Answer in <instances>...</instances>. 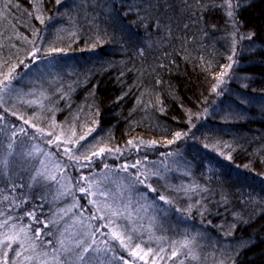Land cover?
<instances>
[{"label":"trees","instance_id":"16d2710c","mask_svg":"<svg viewBox=\"0 0 264 264\" xmlns=\"http://www.w3.org/2000/svg\"><path fill=\"white\" fill-rule=\"evenodd\" d=\"M4 92L0 264H264V0H0Z\"/></svg>","mask_w":264,"mask_h":264},{"label":"rangeland","instance_id":"374dc122","mask_svg":"<svg viewBox=\"0 0 264 264\" xmlns=\"http://www.w3.org/2000/svg\"><path fill=\"white\" fill-rule=\"evenodd\" d=\"M46 68V67H45ZM43 68L42 67H37V69L34 71H31L30 73H34L35 76H33L31 74V78H29V81H32L33 78H37V77H40V76H43L44 73L42 72ZM48 70V68H47ZM46 70V72H47ZM11 80H9L7 83H10ZM38 83H42L41 80H39ZM6 95L5 92L3 94L0 93V97L1 96H4ZM95 139H86L83 143H81L80 141L76 144H73L72 147L70 148H66V149H61V148H57L58 151L62 154H71L73 151L77 150V155L78 156H84L85 153H81V149L86 152V149H89L91 147V143L94 141ZM50 144H53L55 145L56 147H64L65 145L62 144L61 142H56V141H50L48 142ZM81 143V144H80ZM67 145H69V143H67ZM79 147V149L77 148ZM171 161V164L176 166L178 170H181V169H184L186 167V170H187V167H196L195 164H190L187 166L184 165L185 162L183 160V163H178L175 161V159H170ZM60 167H61V170H62V164H60ZM59 167V168H60ZM150 168L154 171L155 174H158V175H162L163 179L167 182H169V184H171L170 186L173 187V185H176V181L175 179L172 177L171 173H168V171L166 170L165 167H162L160 165H156V164H152L150 165ZM52 171V170H51ZM147 182V181H146ZM148 183V182H147ZM125 185L127 186L128 183H127V180L125 178H123V181L121 182V186L122 187H125ZM178 185H181L182 184L180 182H178ZM130 200H132L131 202H125L123 205H125L128 209V211L130 212V215H141V218L146 221L148 219H151V221L148 223L150 224L151 223V227L153 228L154 231H160V230H167L168 232L170 231H174L175 235H178V237H176L175 239H173L172 241V246H173V249L175 250V248H179V247H182V243H181V240L179 239L180 236L182 235H187V233H192V235L194 236V240H196V229H193V228H188L187 226L184 225L183 222H178V219H176V221L174 222V224H170V213L168 212H160V213H157L156 210H154V205H150L149 207L145 204V200L142 199L141 196L139 195H133ZM121 205V207L123 206ZM162 213V214H161ZM168 213V214H167ZM167 216V218H166ZM98 238H96V240H98ZM100 241V239H99ZM1 244L4 245V243L0 242V251H3L4 253H7L6 250H8V246L5 244V246H2ZM219 244V243H218ZM217 242H211L208 246V249L213 253L214 250H216L217 248H219V250L221 252H224V250L222 249V247L218 246ZM93 248V247H92ZM91 247L87 248L85 251L86 253H88L89 255H92L93 253V249ZM196 249V250H195ZM193 250L195 251V254L197 253L196 251H199L200 250V243L196 241L194 242V246H193ZM145 253V252H144ZM140 254V258L143 257L144 259L146 258V255L145 254ZM57 257H60V256H57ZM74 257V251L72 249H69L66 253H65V256L64 258L67 260V261H72ZM97 261L98 264H102V261L101 259H96V256H94V261Z\"/></svg>","mask_w":264,"mask_h":264}]
</instances>
